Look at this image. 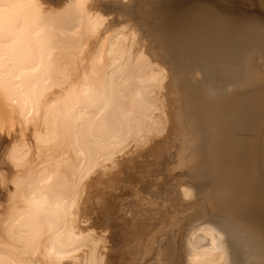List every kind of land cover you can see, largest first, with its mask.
Segmentation results:
<instances>
[{"label": "bare ground", "instance_id": "obj_1", "mask_svg": "<svg viewBox=\"0 0 264 264\" xmlns=\"http://www.w3.org/2000/svg\"><path fill=\"white\" fill-rule=\"evenodd\" d=\"M151 1L0 0V97L20 122L0 170V264H120L80 227L86 196L127 142L154 134L139 153L172 158L175 183L160 189L182 210L168 207L140 259L264 264V0H195L175 41L163 32L174 0L155 2L160 24Z\"/></svg>", "mask_w": 264, "mask_h": 264}, {"label": "rangeland", "instance_id": "obj_2", "mask_svg": "<svg viewBox=\"0 0 264 264\" xmlns=\"http://www.w3.org/2000/svg\"><path fill=\"white\" fill-rule=\"evenodd\" d=\"M170 1H173V0H170ZM178 1H179V6L177 4ZM155 2H157V3L158 2L159 3H161V2H169V0H165V1L164 0L163 1L162 0H159V1L152 0L151 3H150V5L152 7L151 11H153L155 9V7L158 6V4L155 3ZM170 3L172 4V8H171L172 10H169L168 13H167V17L168 18H167V21L165 22L166 26H164V27H167V28H164L166 30H164L163 32L165 33L166 37L168 36L167 38L171 37L170 40L175 41V39H177L176 36H180L181 37V35L183 34L182 36L184 37V36L188 35V32H189V34L191 33L190 31L192 30V27H193L192 26L193 19H191V18H194L193 14H195V5H194L195 0H174L173 2H170ZM154 12H155V10L153 11V13ZM154 14L156 15L155 16L156 19L154 18V16H152V18L155 21L151 18V20L154 21V23L160 24L161 21H164V20H161L159 22L160 19L157 18L158 15L156 13H154ZM107 17H108V20H110V18H112V16H110V15H107ZM107 17H106V19H107ZM181 20H183V21H181ZM180 22L183 23V24H181ZM185 33H186V35H184ZM96 34H95V36L90 38L91 41L90 40H88L89 42L87 41V43H86L87 45H85V47L82 49V51L80 53V56H79L80 58H78V61L81 60L80 62H82L83 65L80 64L81 66L79 65L78 69L80 67H82V66L84 68L89 67V64H88L89 60L88 59L95 52L96 46H97V38H99V32L97 34L98 37L96 36ZM82 52H83V54H82ZM81 58L83 59V61H82ZM77 75L78 74H76L74 77H78L79 76V75L78 76ZM71 76L73 77V75H71ZM1 99L2 98L0 97V118H1L0 119V170L2 172H6V171H8V169H7L8 165L5 162L6 151L12 145V143H14L13 141L17 140V137L19 136V133H20V122H17L19 120L17 111L13 110L11 105L8 104L9 105L8 106L3 101V99L2 100ZM14 129H16L15 130L16 132L14 131ZM163 132H161L160 134H162ZM164 133H166V131ZM155 135L156 134L152 135L154 137H151V139L158 140L159 138L161 139V137H162L161 135H158V136L155 137ZM163 136L165 137V134ZM154 140H152V141H154ZM152 141H151V143L153 144ZM151 143L144 144L145 146H143V144H142V145H140L141 147L140 146L136 147L135 145L133 146V142H127V144H130V145L128 146L127 144H125V145L128 146V147L125 146L126 148L124 147L125 151L123 149V151L121 153L120 152L117 153L116 157L113 158L114 161L112 160L110 162H107L104 165V168L102 167V168L99 169V172H100L99 180H98L99 183L96 182L98 184L94 185V187H93L94 188V192L92 193V195L91 194H87V196H86L87 198L85 197L86 200H88V202H87L88 205H89L88 209H89V211L91 210V212L87 211L86 214L89 215L90 217L91 216L92 217L90 218L89 216L86 215L87 216V220L85 221L86 223L84 222L85 224L82 223V221L78 222L79 224L77 223L78 226H80L81 225L80 223H82V225L80 226L81 228H82V226H83V228H85L86 227L85 225L91 226L92 229H94L92 232H95V234L99 235V239L102 240L101 241L102 245H104L103 251H105L106 255L109 256V257H113L114 259H118V258L122 259L120 264H130L129 259L132 256L130 254H126V251L131 250V252L134 251V253H135L136 251L134 250L133 247H135L136 249L140 248L139 250H137L139 254L136 252L137 254H134V256H133L136 259V262H134V264H145V260H149V259H150V262H151L149 264H153V263L156 264V262L153 260L154 252H153V254L152 253L148 254L149 256L148 255L145 256L144 257L145 259L144 258L140 259V257H142L141 255L143 254L142 251L144 249V247H143L144 244H145L144 242H146V237H147L146 234H149L148 236H150V233H151L150 230H152L153 233L157 232L155 235L158 236V234H160V233L164 234L165 229H167V230L169 229V228H167V226H169L170 221H168L169 222L168 223L167 220H166V218L169 217V214L166 215L164 213V212H166V213L169 212V211H167L168 207H169V209L173 208V209H171L172 211L177 209V208H178V211L182 210V207L179 208V207H176L175 204H173V203H178V201L174 202V200L176 201V199L173 200L170 197L171 199L169 201V196H170L169 192L172 193L171 191L164 192L165 194L163 193V191H166V190L170 189V187H169L170 184L175 183V181L173 182V180H171L172 177H170V176L174 177V175L177 174V172H178L177 169H173L175 167H173L174 162L171 163L173 160L171 161L169 159L171 157H168V155H167V158L164 159V156L167 153L165 152L166 153L165 154L164 150H162V149H161L162 151L161 150L159 151L157 149L156 150L157 153L155 154V156H153L155 152H153V154L148 152L146 154V156H145L146 160L144 159V155L143 154L141 155V153H139V152H144V150H146V148ZM131 156L133 158V163H129V162L126 163L127 161L121 162L122 159H126L127 160ZM162 156H163L164 160L162 159ZM136 157H138V159ZM165 162H170V163L166 164ZM120 163L122 165H120ZM162 165H164V166H162ZM126 166H128V167H126ZM3 168H4V171L2 170ZM158 168H160V169H158ZM117 170H119V172ZM157 171L158 172L160 171V172L157 173ZM159 177H162V178H159ZM167 178H168V181H167ZM170 180L172 182H170ZM162 182H164L163 183L164 185H162ZM152 184H154V185H152ZM151 185L153 187H151ZM164 186L167 189L166 188L163 189ZM148 187H150V188H148ZM154 187L155 188L158 187V188L155 189ZM160 188L163 189L162 192H161ZM150 189H151V191L154 189V191L151 193ZM157 190L160 191L159 194H158V192L154 193ZM88 193H91V192H88ZM147 193H149V194H147ZM162 193L164 194V196H163ZM168 194H169V196H168ZM148 195H150L149 198H151V196H152L153 200L147 198ZM155 195L156 196L162 195V196H160L162 199H160V197H156ZM90 196L91 197L93 196V197L90 198ZM171 196L173 197V193H172ZM163 198H168V201L170 202L171 205H169L168 201H165L167 199L164 200ZM173 198H175V196ZM148 199L151 200V202ZM144 200L145 201L147 200V201L145 202ZM155 200H156V202H155ZM171 200H173L172 203H171ZM164 201H165V204H164ZM131 202H133V203L131 204ZM126 204H127V206H126ZM148 204H150V207H149ZM152 204H154V205H152ZM162 205H163V207H162ZM172 205H174V207H172ZM179 205L180 204L178 203V206ZM159 206H160V208H159ZM171 210H170V214H171ZM115 211L120 213V214H118V213L116 214ZM176 212H177V210H176ZM122 213H124V214L122 215ZM162 215H163V217H162ZM149 217L150 218L152 217V219H150L151 223L149 221ZM160 217H161L162 220L165 218L164 221H165L166 226L165 225L164 226L166 228L164 226H163V229L160 228V226H162L160 224L164 223L163 221L160 220ZM169 220H171V218H169ZM78 221H80V220H78ZM159 222H161V223H159ZM146 223H147V226L149 227V230H148L147 227H145ZM138 225L139 226L142 225V226L139 227ZM144 228H145V230H144ZM158 228H160V229H158ZM134 229H136V230H134ZM157 229L158 230H163V232L160 231L158 233ZM139 230H140L141 233L139 232ZM135 232L138 233V234H136ZM139 238H140V240L141 239L142 240L140 241ZM134 240H136V241H134ZM135 242H137L138 244H136ZM98 244H99V241H98ZM136 245L137 246L139 245L138 248H137ZM100 246H101V243L99 244V246L97 248L98 251H99V248H100V250H102V246L101 247ZM128 247H130V249ZM127 248L129 250H127ZM140 250H142V251L140 252ZM170 260H172V259H170ZM148 262L146 264H148ZM132 264H133V262H132ZM170 264H172V261L170 262Z\"/></svg>", "mask_w": 264, "mask_h": 264}]
</instances>
